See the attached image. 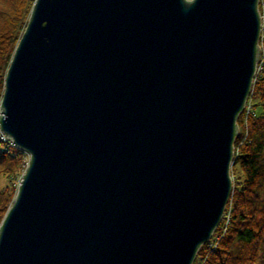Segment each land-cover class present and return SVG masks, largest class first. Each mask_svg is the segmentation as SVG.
<instances>
[{
	"label": "water",
	"instance_id": "obj_1",
	"mask_svg": "<svg viewBox=\"0 0 264 264\" xmlns=\"http://www.w3.org/2000/svg\"><path fill=\"white\" fill-rule=\"evenodd\" d=\"M259 0H35L0 129L30 155L0 264H192L228 202Z\"/></svg>",
	"mask_w": 264,
	"mask_h": 264
},
{
	"label": "trees",
	"instance_id": "obj_2",
	"mask_svg": "<svg viewBox=\"0 0 264 264\" xmlns=\"http://www.w3.org/2000/svg\"><path fill=\"white\" fill-rule=\"evenodd\" d=\"M35 0H0V107L5 79ZM259 11L264 0H259ZM264 28V26H263ZM244 110L236 120L230 168L231 193L211 238L202 244L192 264H264V36ZM25 153L0 134V230L14 203ZM15 184V185H14ZM4 185V184H2Z\"/></svg>",
	"mask_w": 264,
	"mask_h": 264
},
{
	"label": "rangeland",
	"instance_id": "obj_3",
	"mask_svg": "<svg viewBox=\"0 0 264 264\" xmlns=\"http://www.w3.org/2000/svg\"><path fill=\"white\" fill-rule=\"evenodd\" d=\"M260 12V14H262L261 16H262V38H263V36H264V28H263V26H264V12H263V9L261 10V11H259ZM262 45H263V41H261V43L259 44V46H260V50H261V55H262ZM260 55V56H261ZM2 132H1V129H0V134H1ZM3 137V136H2ZM11 143V142H10ZM12 144V143H11ZM12 146H14L13 144H12ZM25 153V157H24V163H23V169H22V171L20 172V174H19V176H18V179L17 180H15L14 182H16L17 184H18V186H19V183H20V180L22 179V177H23V175H24V173H25V170H26V168H27V165H28V161H29V158H30V155L29 154H27L26 152H24ZM7 182V181H6ZM6 182H5V180H3V179H1L0 180V183H1V186H5L6 185ZM2 184H4V185H2ZM15 185V184H14Z\"/></svg>",
	"mask_w": 264,
	"mask_h": 264
},
{
	"label": "built area",
	"instance_id": "obj_4",
	"mask_svg": "<svg viewBox=\"0 0 264 264\" xmlns=\"http://www.w3.org/2000/svg\"><path fill=\"white\" fill-rule=\"evenodd\" d=\"M262 14H260V17H261V21H262V16H261ZM261 31H262V26H261ZM246 104H247V102H246ZM245 107H246V105H245ZM1 135L3 136V138L4 139H8L5 135H3L2 133H1ZM9 140V139H8ZM29 162H30V158H29V161H28V165H29ZM28 165H27V167H28ZM27 169V168H26ZM25 172H26V170H25ZM25 174V173H24Z\"/></svg>",
	"mask_w": 264,
	"mask_h": 264
}]
</instances>
